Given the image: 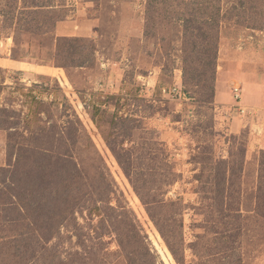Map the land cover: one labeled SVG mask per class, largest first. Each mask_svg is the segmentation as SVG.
I'll return each mask as SVG.
<instances>
[{
  "label": "rangeland",
  "instance_id": "374dc122",
  "mask_svg": "<svg viewBox=\"0 0 264 264\" xmlns=\"http://www.w3.org/2000/svg\"><path fill=\"white\" fill-rule=\"evenodd\" d=\"M145 2L0 10V238L14 234L0 252L19 249L13 264H264V106L247 90L264 84V9L221 0L216 64L185 84L173 11L146 37ZM62 37L87 39L93 59L65 64ZM27 201L41 229L9 220Z\"/></svg>",
  "mask_w": 264,
  "mask_h": 264
},
{
  "label": "trees",
  "instance_id": "16d2710c",
  "mask_svg": "<svg viewBox=\"0 0 264 264\" xmlns=\"http://www.w3.org/2000/svg\"><path fill=\"white\" fill-rule=\"evenodd\" d=\"M206 1L209 3H203V5L200 4V0H193L185 3L184 0H146L145 2L146 20L144 25V35L146 37H154L153 28L156 25H161L159 20L156 18L157 15H154L155 13H158V10H165L167 12L173 11V14H175V17L171 14L169 16V20L175 28L178 27L177 31L175 30V35L179 41L178 50L180 52L179 56L182 64L183 82L185 84L193 81L196 72L199 69L198 67L202 66V75L205 76V74L209 71V67L211 66V68H214L216 64L218 52V28L217 30L216 28L214 29L213 27L216 24L213 23H218L217 16L219 15V10H221V0ZM248 2L252 4L254 7L252 8L255 10H260L259 8L262 7L264 9V0H238L237 3L239 4H232L228 6L227 10H233L235 8L245 10V6ZM259 4L263 6H259ZM0 10H32L31 12L35 13L38 12L37 10H46V12H51L52 10H68V7L64 3L54 4V0H5L3 4L0 3ZM176 10H192V13L194 12L195 14H193V17H188L189 15L187 16V13L189 14V12L185 13ZM199 10H206V18L200 17L198 12ZM207 10L212 11L207 12ZM57 20L60 19L58 18ZM52 26H54V22ZM44 29L39 31L44 32ZM164 39H166V37L162 36L161 40ZM91 49V43L87 41V39L80 37H62L59 38L56 43V56H58L60 60L67 61L65 64L69 66H82L89 63V61L93 59ZM196 57L197 60H195ZM59 59L56 58L55 60ZM211 92V95L213 96L214 93L213 91ZM260 153L264 158V150H260ZM262 164H264V160L262 161ZM233 175L234 173L231 172V168L230 170L219 172V179L221 180V185L223 187V190H218L219 194L224 192L227 184V189L229 190V186L231 185L229 184V180ZM262 180H264V167H261V173L259 175L260 184H262ZM13 192L18 198L21 195V191L14 190ZM19 200L20 203L23 202L21 198H19ZM33 207H35V209ZM31 208L33 211L30 213ZM7 209L9 215H11L12 210L16 213L15 217H9V220L12 219L11 222H17L20 218H22V220L28 221L26 223L27 227L31 225L41 229V225L39 224L40 221L36 219L37 217L42 218L43 215V212H39L38 201L36 205L33 203L29 204L27 201L26 205H21V207L12 205V207ZM35 211H37L36 217L30 216V214H33ZM4 222H7L6 218L4 219ZM3 234L0 238L3 242L7 239H13V233L6 231ZM13 241H15V239L12 241L10 240L9 242ZM7 248L10 249L11 246L8 245L6 249ZM0 255H2L3 258L2 261L5 257L11 258L8 262L6 261L3 264H13L14 258L19 257L21 253L20 250L16 248L11 252L9 250H4V252L1 251Z\"/></svg>",
  "mask_w": 264,
  "mask_h": 264
},
{
  "label": "crops",
  "instance_id": "0c3cea01",
  "mask_svg": "<svg viewBox=\"0 0 264 264\" xmlns=\"http://www.w3.org/2000/svg\"><path fill=\"white\" fill-rule=\"evenodd\" d=\"M247 90H252L253 91V99L252 96L249 100V102L257 104V105H262L264 106V84L260 83H252L247 85ZM216 98L223 96L222 94L219 93V87L218 84L216 85ZM240 97H241V88H240ZM248 103V102H247ZM261 118L264 119V113L261 115ZM256 136V135H255ZM256 139L259 140V147L264 148V129L262 130V133L260 136L255 137Z\"/></svg>",
  "mask_w": 264,
  "mask_h": 264
},
{
  "label": "built area",
  "instance_id": "2783aa9c",
  "mask_svg": "<svg viewBox=\"0 0 264 264\" xmlns=\"http://www.w3.org/2000/svg\"><path fill=\"white\" fill-rule=\"evenodd\" d=\"M176 89L173 90V94H175ZM165 92V89H164ZM233 92H234V99L239 100L240 99V87L239 86H234L233 87Z\"/></svg>",
  "mask_w": 264,
  "mask_h": 264
}]
</instances>
